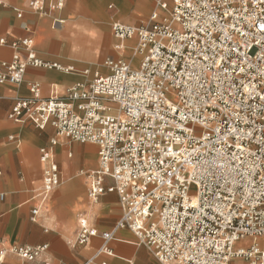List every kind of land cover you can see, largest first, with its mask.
Wrapping results in <instances>:
<instances>
[{"label": "built area", "instance_id": "built-area-1", "mask_svg": "<svg viewBox=\"0 0 264 264\" xmlns=\"http://www.w3.org/2000/svg\"><path fill=\"white\" fill-rule=\"evenodd\" d=\"M28 5L45 15L65 0ZM111 30L116 51L127 53L132 42L137 66L124 56L107 59L105 72L79 71L41 59L32 38L0 40L13 50L0 85L22 84L29 68L86 77L49 98L34 81L8 114L56 132L40 150L43 182L32 221L62 184L55 148L64 138L98 147V169L84 174L88 201L115 193L122 211L109 232L79 216L74 248L102 241L79 264H108L101 258L114 256L121 229L159 264H264V0H157L147 24L115 22ZM48 249L2 247L0 264L8 255L54 264L40 260Z\"/></svg>", "mask_w": 264, "mask_h": 264}, {"label": "crops", "instance_id": "crops-1", "mask_svg": "<svg viewBox=\"0 0 264 264\" xmlns=\"http://www.w3.org/2000/svg\"><path fill=\"white\" fill-rule=\"evenodd\" d=\"M2 1L0 40L12 43L17 39L32 38L41 59L92 72L95 68L105 71L103 64L109 58L127 57V53L133 55L131 41L126 42L127 53L115 50L117 41L111 26L115 22L140 26L155 10L157 0H65L63 9L45 15L34 13L28 5L30 0ZM46 1L50 4L57 0ZM16 9L24 12L21 19L17 17ZM56 20L62 23L55 24ZM12 55L10 47L0 45V70L2 62L11 60ZM34 81L41 83L43 96L49 98L63 95L69 87L86 81V77L29 68L22 84L0 85V182L6 194L5 200L0 201V249L10 245H48V251L40 260L79 264L92 257L102 244L100 239H94L87 248H74L79 216L86 214L99 231L109 232L122 214L119 197L115 193L106 194L98 204H90L84 174L99 167L98 151L95 153L94 148L88 146L96 145L71 143L59 138L55 160L62 174V184L32 221V210L39 206L36 194L43 182L44 165L40 150L50 144L56 132L51 127L39 130L25 118L14 122L8 119V114L16 99L30 96L29 86ZM10 137L18 138L20 146L17 147ZM66 147H69L67 158L61 162L60 156L66 152ZM96 160L97 167L92 169ZM111 248L114 256H103L101 261L108 264H159L128 229L116 232ZM2 264L25 263L8 255Z\"/></svg>", "mask_w": 264, "mask_h": 264}, {"label": "rangeland", "instance_id": "rangeland-1", "mask_svg": "<svg viewBox=\"0 0 264 264\" xmlns=\"http://www.w3.org/2000/svg\"><path fill=\"white\" fill-rule=\"evenodd\" d=\"M149 20V19H148ZM148 20L146 21V22H141L139 25L141 26V25H145V24H147L148 23ZM128 55H127V59L128 60H130V59H132L133 58V55L131 54V53H127ZM105 61V60H104ZM104 61L103 62H101L100 64H103L104 63ZM134 61H135V57L133 58V63H134ZM138 63H139V58H136V64H135V66H137L138 65ZM94 71L93 72H95L96 70H99V71H101V72H105L103 69H101V68H95V69H93ZM88 146H91V147H93L94 148V150H95V153L98 151V148L96 147V146H92V145H88ZM66 152H62L61 153V156H60V159H61V162L63 161L64 162V160L67 158V155H66V153H67V151L69 150V147H66ZM59 159V160H60ZM96 159H97V157H96ZM97 164H98V162H97V160H96V162H95V165L92 167V169H95L96 167H97ZM61 167L63 168V170H64V172H65V169H64V164L63 163H61ZM65 176H66V174H65ZM66 179H67V176L65 177ZM244 244H247V243H242L241 245H244Z\"/></svg>", "mask_w": 264, "mask_h": 264}, {"label": "bare ground", "instance_id": "bare-ground-1", "mask_svg": "<svg viewBox=\"0 0 264 264\" xmlns=\"http://www.w3.org/2000/svg\"><path fill=\"white\" fill-rule=\"evenodd\" d=\"M125 48H126V50H128V48H127V45H126V42H125ZM133 55H134V48H133ZM136 56H135V61H134V64H136ZM97 71H99V70H96L95 72H97ZM93 72V71H92ZM95 72H93V73H95ZM99 72H101V71H99Z\"/></svg>", "mask_w": 264, "mask_h": 264}]
</instances>
